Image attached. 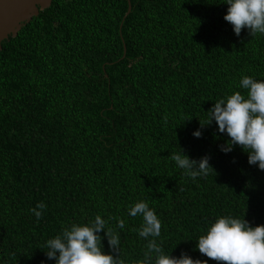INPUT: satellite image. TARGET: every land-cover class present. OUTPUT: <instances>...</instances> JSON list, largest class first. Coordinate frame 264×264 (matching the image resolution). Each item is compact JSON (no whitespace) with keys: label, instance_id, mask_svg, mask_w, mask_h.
<instances>
[{"label":"trees","instance_id":"trees-1","mask_svg":"<svg viewBox=\"0 0 264 264\" xmlns=\"http://www.w3.org/2000/svg\"><path fill=\"white\" fill-rule=\"evenodd\" d=\"M226 0H54L0 50V264H55L46 241L97 214L119 233L126 264L148 240L139 200L162 222L167 254L196 250L222 215L264 225V171L213 122L215 101L264 80V35L237 37ZM210 156L192 180L171 153ZM47 208L37 220L30 209ZM120 219L125 228H117ZM105 252H113L104 232ZM148 239H152L149 237ZM118 255V253H113Z\"/></svg>","mask_w":264,"mask_h":264},{"label":"clouds","instance_id":"clouds-1","mask_svg":"<svg viewBox=\"0 0 264 264\" xmlns=\"http://www.w3.org/2000/svg\"><path fill=\"white\" fill-rule=\"evenodd\" d=\"M225 4L228 8L224 19L232 25L237 37L245 28L252 37L264 35V0H226ZM239 88L243 92L236 91L215 101L207 111V120L200 119V128L193 136L202 138L204 128L215 122L218 133L229 137L219 146L220 150L228 154L239 145L248 154V163L264 171V80L245 75L239 81ZM180 149V152L171 153L169 159L184 176L196 180L214 170L210 156L196 160ZM46 208L44 202H39L30 211L39 220ZM127 215L142 217L137 232L148 243L141 264H208L207 259H194L186 252L179 257L165 253L156 239L161 236L162 222L147 201L135 202ZM117 228H125L124 219L118 221ZM101 232L107 236L113 252L104 251ZM195 241L196 250L211 260L225 264H264V225L252 226L245 218L219 216ZM120 244L119 233L109 228L108 221L97 214L86 223L73 222L65 226L59 234L48 239L44 247L47 259L54 260L55 264H126Z\"/></svg>","mask_w":264,"mask_h":264},{"label":"water","instance_id":"water-1","mask_svg":"<svg viewBox=\"0 0 264 264\" xmlns=\"http://www.w3.org/2000/svg\"><path fill=\"white\" fill-rule=\"evenodd\" d=\"M54 0H0V50L3 43L11 37H17L20 31L34 17L42 11L50 8ZM133 9L129 0V11L127 17Z\"/></svg>","mask_w":264,"mask_h":264}]
</instances>
